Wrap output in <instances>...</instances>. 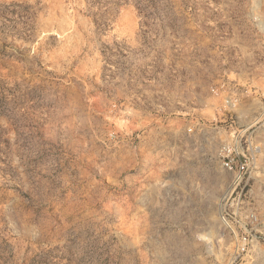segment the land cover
Instances as JSON below:
<instances>
[{
    "label": "rangeland",
    "instance_id": "1",
    "mask_svg": "<svg viewBox=\"0 0 264 264\" xmlns=\"http://www.w3.org/2000/svg\"><path fill=\"white\" fill-rule=\"evenodd\" d=\"M0 264H264V0H0Z\"/></svg>",
    "mask_w": 264,
    "mask_h": 264
},
{
    "label": "built area",
    "instance_id": "2",
    "mask_svg": "<svg viewBox=\"0 0 264 264\" xmlns=\"http://www.w3.org/2000/svg\"><path fill=\"white\" fill-rule=\"evenodd\" d=\"M225 166L228 170H230L233 173L232 184H231V188H232L231 194H232L233 192H236L239 189L241 183L246 180V173L248 172L249 165L248 163L243 161L234 163L233 161L228 160L225 162ZM222 212L226 213L225 207H223ZM248 245L249 244L247 242V237L245 236L242 237V241L239 242V247H240L239 251L244 252L248 248Z\"/></svg>",
    "mask_w": 264,
    "mask_h": 264
}]
</instances>
